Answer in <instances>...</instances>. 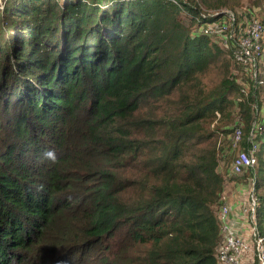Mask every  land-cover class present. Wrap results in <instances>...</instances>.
<instances>
[{
	"label": "trees",
	"instance_id": "1",
	"mask_svg": "<svg viewBox=\"0 0 264 264\" xmlns=\"http://www.w3.org/2000/svg\"><path fill=\"white\" fill-rule=\"evenodd\" d=\"M200 18L196 0L0 6V264H218L216 126L244 100L202 84L232 60Z\"/></svg>",
	"mask_w": 264,
	"mask_h": 264
},
{
	"label": "built area",
	"instance_id": "2",
	"mask_svg": "<svg viewBox=\"0 0 264 264\" xmlns=\"http://www.w3.org/2000/svg\"><path fill=\"white\" fill-rule=\"evenodd\" d=\"M198 33L204 37H218L221 49L231 52V60L239 74L251 81L255 90L263 85L262 60L264 57V26L254 11L248 9L206 11L197 20ZM246 86L240 92L244 94ZM262 126L255 125L248 139L247 147L234 157L231 176H241L258 164L259 144L256 137H261ZM240 128H235L231 136L233 146L241 139ZM253 139V141H252ZM252 188L237 191L236 205L232 208L225 197L217 220L222 242L217 250L218 264H264V237L261 235L258 208L259 199L254 192L255 179L248 180Z\"/></svg>",
	"mask_w": 264,
	"mask_h": 264
},
{
	"label": "rangeland",
	"instance_id": "3",
	"mask_svg": "<svg viewBox=\"0 0 264 264\" xmlns=\"http://www.w3.org/2000/svg\"><path fill=\"white\" fill-rule=\"evenodd\" d=\"M5 1L6 0H0V6L3 5ZM196 1L200 8V14L205 13L206 11L208 12L219 11V10L233 11L239 9H248L254 11L261 21L264 20V0H211L210 5L207 4L204 5V2H202L203 0H196ZM60 5H63V3L60 2ZM210 39L213 42H216L217 44H219L220 42L218 37H211ZM223 50L229 51L226 48H224ZM225 60L226 63H224L222 67L216 65L208 73L203 75L201 78V82L208 90L218 87L225 78L235 82V84L238 86V89L239 88L241 89L243 85L246 86L247 91L243 95L240 94L239 92L240 97L238 98V100L239 101L244 100L243 105H245V107H248V113H245L244 111L242 112L241 107L243 105L238 106L237 104L235 107H233L235 115H233L232 118L233 119L235 118V120L238 122L239 127L237 128H240L242 132L241 139L236 144V146L233 145L231 146V134H232L231 130H233V128L230 129L229 131H221L224 129L223 128L224 125L230 124L228 118L225 117L223 119H220L216 126V130H218V133H223L221 135V146H220V151L223 150V152L220 155L219 167H218V172L224 177L225 180L223 193H222L223 195L225 194L226 186L227 187L229 186L233 189L243 188L244 190H250L252 188L251 182H249L248 180L251 179L253 181L254 177L250 175L249 172L243 174L246 176L245 179H240L238 177L231 176L229 171H230L231 163L234 157L236 156V154L247 147V146L243 147L245 143L247 145L249 144L248 139L250 138V132L252 128L255 125L261 126L262 123L264 124V86L259 87L256 90H253L251 81L248 78L240 76L239 74L235 75L234 71L237 70V67L234 66L231 63V61L227 59V57H225ZM261 62H263L264 64V57ZM262 70L264 71V67ZM232 96L233 94L230 96L231 99ZM233 110H231V112H233ZM255 141L260 145V136L256 137ZM261 157L262 155L260 154L259 159ZM225 195L227 196V194ZM234 198L235 200L237 199V192L234 194Z\"/></svg>",
	"mask_w": 264,
	"mask_h": 264
},
{
	"label": "crops",
	"instance_id": "4",
	"mask_svg": "<svg viewBox=\"0 0 264 264\" xmlns=\"http://www.w3.org/2000/svg\"><path fill=\"white\" fill-rule=\"evenodd\" d=\"M239 190V188H231V187H227L226 186V190H225V194H227V196L224 194L225 199L227 200V202L229 203V205L234 208L235 207V203L236 200L234 198V194Z\"/></svg>",
	"mask_w": 264,
	"mask_h": 264
},
{
	"label": "clouds",
	"instance_id": "5",
	"mask_svg": "<svg viewBox=\"0 0 264 264\" xmlns=\"http://www.w3.org/2000/svg\"><path fill=\"white\" fill-rule=\"evenodd\" d=\"M263 66H264V64H263V62H262V69H263ZM262 72H263V70H262ZM258 87H260V86H258ZM256 90V89H255ZM46 156L47 157H49V158H54V153H52L51 151L50 152H48V153H46ZM258 159H259V153H258ZM258 165V164H257ZM257 167V166H256ZM255 167V168H256ZM255 168H253L252 170H254ZM251 171V170H250ZM255 179V178H254ZM259 221V220H258ZM260 231H261V229H260ZM261 235H262V233H261ZM263 236V235H262Z\"/></svg>",
	"mask_w": 264,
	"mask_h": 264
}]
</instances>
